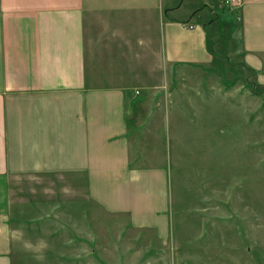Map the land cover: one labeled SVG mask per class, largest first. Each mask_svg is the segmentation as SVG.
<instances>
[{
    "label": "crops",
    "instance_id": "1",
    "mask_svg": "<svg viewBox=\"0 0 264 264\" xmlns=\"http://www.w3.org/2000/svg\"><path fill=\"white\" fill-rule=\"evenodd\" d=\"M222 2L0 0V264L15 251L11 191L20 176L74 177L105 213L168 234L173 159L159 130L170 113L156 130L165 150L157 142L148 166L132 162L127 117L138 90L167 87L176 66L210 64L216 52L264 85V0ZM186 95L165 96L171 108Z\"/></svg>",
    "mask_w": 264,
    "mask_h": 264
},
{
    "label": "rangeland",
    "instance_id": "2",
    "mask_svg": "<svg viewBox=\"0 0 264 264\" xmlns=\"http://www.w3.org/2000/svg\"><path fill=\"white\" fill-rule=\"evenodd\" d=\"M209 42L217 50L212 32ZM172 71L167 87L138 90L127 117L132 162L148 166L170 113L159 130L173 159L168 234L105 213L74 177L20 176L11 191L12 264H264V85L225 52ZM167 90L187 95L170 108ZM175 161L191 167L175 174ZM20 232L33 246L46 244L43 260L23 248Z\"/></svg>",
    "mask_w": 264,
    "mask_h": 264
},
{
    "label": "clouds",
    "instance_id": "3",
    "mask_svg": "<svg viewBox=\"0 0 264 264\" xmlns=\"http://www.w3.org/2000/svg\"><path fill=\"white\" fill-rule=\"evenodd\" d=\"M18 239L20 240L23 248L26 251H30V252L34 253L35 259H37V260H43L44 259L43 249L46 247V244L41 242L38 246H33L30 241L23 239V233L22 232L19 233Z\"/></svg>",
    "mask_w": 264,
    "mask_h": 264
},
{
    "label": "built area",
    "instance_id": "4",
    "mask_svg": "<svg viewBox=\"0 0 264 264\" xmlns=\"http://www.w3.org/2000/svg\"><path fill=\"white\" fill-rule=\"evenodd\" d=\"M230 6L237 7L241 4V0H225Z\"/></svg>",
    "mask_w": 264,
    "mask_h": 264
}]
</instances>
